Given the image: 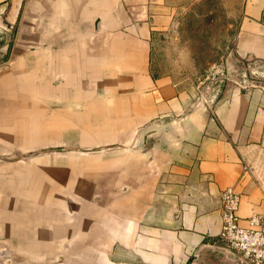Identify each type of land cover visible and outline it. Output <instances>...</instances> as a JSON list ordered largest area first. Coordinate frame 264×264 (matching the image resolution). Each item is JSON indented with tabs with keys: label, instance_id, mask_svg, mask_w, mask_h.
I'll use <instances>...</instances> for the list:
<instances>
[{
	"label": "crops",
	"instance_id": "crops-1",
	"mask_svg": "<svg viewBox=\"0 0 264 264\" xmlns=\"http://www.w3.org/2000/svg\"><path fill=\"white\" fill-rule=\"evenodd\" d=\"M186 2L0 0V67L18 32L34 46L0 72V264H246L217 242L219 193L264 216V0H240L243 65L200 98L152 49ZM93 133L67 160L6 158Z\"/></svg>",
	"mask_w": 264,
	"mask_h": 264
},
{
	"label": "rangeland",
	"instance_id": "rangeland-1",
	"mask_svg": "<svg viewBox=\"0 0 264 264\" xmlns=\"http://www.w3.org/2000/svg\"><path fill=\"white\" fill-rule=\"evenodd\" d=\"M239 4L240 0H188L182 4L169 28L154 36L157 64L214 93L231 80L236 65H243L233 49ZM79 250L75 249L76 255ZM67 251L60 249L61 264H67Z\"/></svg>",
	"mask_w": 264,
	"mask_h": 264
},
{
	"label": "built area",
	"instance_id": "built-area-1",
	"mask_svg": "<svg viewBox=\"0 0 264 264\" xmlns=\"http://www.w3.org/2000/svg\"><path fill=\"white\" fill-rule=\"evenodd\" d=\"M220 228L217 242L242 257L246 264H264V216L254 213L239 222L236 209L239 194L231 186H226L219 193Z\"/></svg>",
	"mask_w": 264,
	"mask_h": 264
},
{
	"label": "water",
	"instance_id": "water-1",
	"mask_svg": "<svg viewBox=\"0 0 264 264\" xmlns=\"http://www.w3.org/2000/svg\"><path fill=\"white\" fill-rule=\"evenodd\" d=\"M33 47L34 46L30 45L25 39H23L18 32L15 37L11 55L7 63L0 67V72H2L3 70H9L15 64V62L20 58V53H22L26 49ZM208 92H209L208 90H203L200 88L196 94V98L210 95ZM81 138L83 139L81 141V144H69L65 142L64 143L61 142L57 144H46L40 147L30 148L26 151H23L22 153H13L12 155H10V157H6V158L12 162H14L17 159H23L29 161V160H35V158L41 153H47L53 151L56 152V155L57 153H59V158L57 157L58 159L67 160L68 159L67 151L71 149L80 148L82 150H94L99 147V145H95L96 143L97 144L105 143V142H101L100 139L108 140V138H105V136L94 135V133L91 135H82ZM99 141L101 143H99ZM115 144H116L115 142H106V144L104 145L113 146ZM3 158H5V155L0 156V163L2 162ZM199 247L200 246H198L193 251L191 259L189 260L188 264H196ZM220 247H222L223 249H225L226 251L237 257V254L231 249L221 245ZM93 250L94 249L91 250V249L80 248V250L78 251V255H76L75 249H68V251L66 252V256H68L67 264H85V262L88 260V256L89 255L91 256ZM70 251L72 254L70 253ZM239 260L243 261L244 259L240 257ZM59 264H61V259H59Z\"/></svg>",
	"mask_w": 264,
	"mask_h": 264
},
{
	"label": "trees",
	"instance_id": "trees-1",
	"mask_svg": "<svg viewBox=\"0 0 264 264\" xmlns=\"http://www.w3.org/2000/svg\"><path fill=\"white\" fill-rule=\"evenodd\" d=\"M261 19L264 21V10H263V12L261 14Z\"/></svg>",
	"mask_w": 264,
	"mask_h": 264
}]
</instances>
